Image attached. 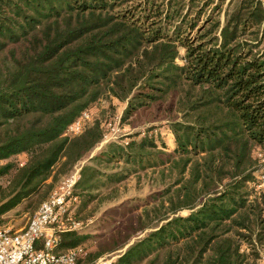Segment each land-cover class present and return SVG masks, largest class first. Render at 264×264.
<instances>
[{
	"label": "trees",
	"instance_id": "16d2710c",
	"mask_svg": "<svg viewBox=\"0 0 264 264\" xmlns=\"http://www.w3.org/2000/svg\"><path fill=\"white\" fill-rule=\"evenodd\" d=\"M103 100L111 110L126 104L121 125L139 128L84 164L75 221L118 202L123 195L100 194L130 177L145 178L152 193L120 220L103 218L109 235L78 264L131 243L114 264H257L264 1L0 0V178L9 179L0 186V226L25 199L49 198L55 170L72 171L104 141L115 116L93 113L81 134L65 135ZM160 122L173 149L155 132ZM19 153L28 155L24 165L10 161ZM80 231L63 240L84 245L91 235Z\"/></svg>",
	"mask_w": 264,
	"mask_h": 264
},
{
	"label": "rangeland",
	"instance_id": "374dc122",
	"mask_svg": "<svg viewBox=\"0 0 264 264\" xmlns=\"http://www.w3.org/2000/svg\"><path fill=\"white\" fill-rule=\"evenodd\" d=\"M222 19H223V17H222ZM179 62L182 64L181 60H179ZM115 104H116L115 110H111L109 108V104L106 100H103L102 102H100V104H98L95 107L94 112H93L94 116H96V114H97L96 117H99L102 121L105 119L108 120L113 116L117 117V119L114 122H112L111 125H107V132H108L109 136L106 137L104 139V141L102 143H100L94 149V151L90 154V156H88L86 159H84L79 164H77L72 171H71V168H72L71 166H63L59 170L57 168L55 170V173H56L55 176L57 178V183L55 185V188L58 187L61 184V182L65 178H67L69 175L73 176V175L77 174V177L80 178V173H81V170H82V167L84 166V164L87 163L88 160L92 156L96 155L108 143L116 142V143H124L125 144V142H128V139L126 136H129L133 132L135 133L138 130L139 127L136 129H133L132 131H129L128 130L129 127L127 128V126H126V129L123 128V126L119 122V119L122 116V113L126 107V104H119L116 101H115ZM154 125L160 126L157 128V130L155 132L160 134V138H161L162 142H164L162 144L169 146V148H172L173 147V136H172V133L169 130L170 128L168 127L166 122L154 123ZM112 131H113V134H111ZM255 155L262 159L261 161L264 165V154L262 153V151L259 148L257 150H255ZM27 160H28V155L26 153H19L17 155L12 156V158L10 159V161L16 162L19 165H24V163ZM263 168H264V166H263ZM263 174L264 173L261 172L259 175L256 176V178L261 181L259 188L264 189V175ZM136 178L134 176L130 177L126 181V185H124V184L120 185L117 183L114 186H111L107 189H104V191L100 194L102 196L104 195V196L111 197V195L119 196L120 194L123 196L116 203H109V204L107 203V204H104L103 206H100L99 207L100 209H98V211L96 212V218L88 219V220H86V222H80L81 226H82V229L80 228V230H81L80 232L86 236L91 235L90 238L87 237L84 240V242H82L84 245H86V248L88 250V254H89V252H91V251L93 252L95 250V247H96L98 242H100V241L103 242L105 240V237L107 238V236L109 235L108 229H109L110 223H107L106 221H105V223H103L102 222L103 218L106 217L108 219L109 217L114 216L113 222L120 220V217H121L120 212L124 208L129 207L132 204H136L135 203L136 200H139L142 198L144 199L152 193V191L150 189V185L147 183V180L145 178L140 180V181ZM8 182H9L8 177L4 176V177L0 178V186L5 187V186H7ZM49 182H51V181H49ZM118 186H119V188H118ZM55 188H54V190H55ZM116 189H119V192L116 193ZM52 192H51V194H52ZM46 199L43 200L41 203H38L39 202L38 196H35V197L32 196V197L25 199L22 203H20L14 209L3 214L2 219L5 222L3 225L0 226V229L1 228H11L13 230H17V229L25 227L27 225V223L29 222V220L37 213L40 205L44 201H46ZM98 201H99L98 198H96L92 202H90V207L87 210V211H89V213L94 212L96 210L97 205H98ZM77 209H78V207H77ZM186 214H187V212H183L182 215H186ZM73 217H74V215H73ZM101 226H103V227H101ZM77 230L78 229L73 230L71 232H74ZM63 234H66V233L60 234V246L58 248L59 251H65L66 249L73 246V245L69 244L70 242L67 243V241L63 240V237H62ZM94 236H98V238H95ZM143 236H141V237H143ZM66 244H69V245H66ZM131 244H129V245H131ZM127 247H125L121 250L112 252V253H106V254L102 255L100 258H105L109 261H113V264H114L117 261V259L126 251ZM86 262H87V259L82 264H86ZM257 264H264V251L261 252V255H260V258L258 259Z\"/></svg>",
	"mask_w": 264,
	"mask_h": 264
},
{
	"label": "built area",
	"instance_id": "2783aa9c",
	"mask_svg": "<svg viewBox=\"0 0 264 264\" xmlns=\"http://www.w3.org/2000/svg\"><path fill=\"white\" fill-rule=\"evenodd\" d=\"M92 117L93 110L84 111L68 125L65 135L74 137L81 134ZM116 119L108 122L106 127ZM108 136L106 132L105 138ZM79 179L77 174L65 178L25 227L0 229V264H78V259L87 255L85 245L58 250L60 234L76 230L79 226L73 219V210L79 203L74 188ZM92 264H113V261L99 258Z\"/></svg>",
	"mask_w": 264,
	"mask_h": 264
},
{
	"label": "crops",
	"instance_id": "0c3cea01",
	"mask_svg": "<svg viewBox=\"0 0 264 264\" xmlns=\"http://www.w3.org/2000/svg\"><path fill=\"white\" fill-rule=\"evenodd\" d=\"M170 130V129H169ZM171 132V131H170ZM157 133V132H156ZM143 136V135H142ZM173 136V135H172ZM173 146H174V139H173ZM169 147V146H168ZM170 149H173V147L172 148H170ZM93 157V156H92ZM91 157V158H92ZM89 161V160H88ZM79 203H80V201H79ZM79 203L75 206V208H74V210H73V215H74V213H75V211H76V209H77V207H79ZM73 219H74V221H75V218L73 217ZM76 223H78L79 224V226H78V228H76V229H78V230H80V228L82 229V226H81V223L80 222H77V221H75ZM86 246V245H85Z\"/></svg>",
	"mask_w": 264,
	"mask_h": 264
}]
</instances>
